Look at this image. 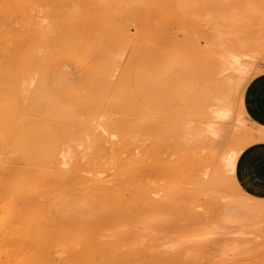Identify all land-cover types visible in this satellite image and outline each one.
I'll return each instance as SVG.
<instances>
[{
  "label": "bare ground",
  "instance_id": "obj_1",
  "mask_svg": "<svg viewBox=\"0 0 264 264\" xmlns=\"http://www.w3.org/2000/svg\"><path fill=\"white\" fill-rule=\"evenodd\" d=\"M220 2V0H0V70L3 73L0 96L11 99L2 104L0 108V128L4 132L9 130L13 132L11 135L17 151L16 157L34 162L40 167V170L31 172L32 175L25 180H14L10 178L11 176L0 178V198H5L4 204L0 205V249L3 248L8 252L5 257L0 258V264H104L107 261L111 264H255V262L264 264L262 259L264 255L261 258L258 254H254L259 257L255 259L252 257L251 260L248 257V251L251 252L253 249L259 248L258 244L256 248L253 246L252 249V245L246 246L244 241L243 244L240 242L245 238H243L244 235L238 234L239 231L237 235L242 236L238 237L239 239H236V234H229L233 229L231 226L235 227V223L242 219L245 224L240 222L238 225L244 229V232L248 230L245 229L247 222L257 223L258 218L255 216L264 214V198L253 197V200L248 201L244 198L246 195L243 197V194H238L239 196L236 194L238 197L229 201L225 206V211H222L220 209L221 202L216 199L221 197L220 200L223 201L224 198L218 188L228 185L224 178L226 170L222 168L217 156L214 153H208L204 155L205 160H201V155L197 150L190 148L185 150L175 144L181 140L180 138L185 139L184 133L180 129L179 117L184 112L206 115L202 102L207 100L210 92L217 90L219 82L216 78L217 62L214 57L211 56L200 64L187 59L186 65H184V55V59L183 57L179 58L182 55H179L178 58H171L174 51L184 49L185 45V50H189L190 47L187 44L182 47L183 43H173L172 50L170 48L172 52L168 50V29L171 23L188 29L185 28L188 25L192 26L193 24L199 27L203 24V20L211 19L209 21L211 23L212 19L216 22V18L221 24H224L223 26L232 27L233 25L232 29L241 24L240 20L230 18L233 16L231 13L227 12L229 17L222 10L217 9ZM24 3H27L28 7H25ZM244 3L247 10L245 9L246 12L243 13L248 15L247 19L255 17L256 20L264 23V0H246ZM46 4L51 5H47L49 8L46 7L48 8L46 13L44 11L46 8H41L47 17L46 21H42L41 24L42 16L37 17L35 12L38 10L35 11V9ZM13 12L20 13L23 18L28 20L17 31H14L11 25ZM123 14H130L135 18L139 35L130 57L128 60L126 59L127 63L129 60L131 62L129 61L125 72L122 71L121 77H118L119 80L112 82L111 76L107 78L108 73L114 75L109 71L118 67V62L117 66L115 64L114 66L115 62L111 61L101 45L91 44L83 31L91 27L110 26L109 24L113 28L112 24L119 22ZM255 18L253 19L255 20ZM44 19L43 17L42 20ZM57 20H63L66 25L65 28L61 27V34L59 33L58 37L51 34V31L59 28L56 25ZM48 21L49 23H47ZM112 21L114 22L111 23ZM43 22L47 27L44 25V29H41L40 25L42 26ZM223 26L220 27V30L216 29L220 35L224 34L223 30L226 29ZM116 27L120 28L126 41L128 35L126 24L119 23L116 24ZM214 27L216 28V26ZM214 27L210 25L204 29L201 26L198 30L196 29V32H200L202 29V35L210 36V40H214L211 39L216 32ZM229 29V31L225 30L228 31V34L233 31L231 28ZM220 35H217L216 38H220ZM190 36L192 38V34ZM222 36L224 40L227 38ZM235 38L233 43L237 47L245 45L248 41V39L239 37L238 34ZM182 42L185 43L184 40ZM55 43L58 47L86 46L96 52L102 59V62L98 64V71L101 72L102 78L89 84L92 97L88 102L95 100L97 95H100V100L102 98L104 100L105 97H101V95L106 93L100 94V92H105L107 89L105 86L107 87L106 84H109L107 81L110 80L109 86H112L110 90L107 89L111 93L108 105L112 110L121 111V115L110 118L107 123L122 131L126 129L139 130L153 138L152 143L147 147L144 146L143 151L141 150L142 155L138 156V159L132 156L131 161L127 162V159L119 158L117 161L120 167L119 173H124L125 177L117 182L113 183L110 178L103 180L80 178L77 175L82 163L79 159H76L79 160L78 162L74 160L75 163H72V167L69 169H63L60 166V163L68 162L69 159L67 155L69 149L62 148L60 144L66 138H69L67 140L73 139L68 133L73 128L70 126L69 130L66 125L74 124V122L80 123L82 118L79 116H82L80 113L83 111L79 113L80 115L76 114L79 111L78 108L82 107L79 105V98H68L65 101L55 98L47 88V77L42 78L38 89L32 93L30 102L28 104L23 102L25 95L22 91L29 89L28 85L31 84H26L28 80L32 79L33 81V78L27 79V77L34 65L38 50L41 46H46L47 53L48 47ZM214 43L212 44L214 45ZM167 51L168 54L171 53L170 60L166 58ZM239 55L234 53L235 60L233 59L232 63L234 66L236 65L235 68L242 71L246 67ZM111 62H113V67L109 68ZM124 62H126L125 59ZM178 62L183 63L181 64L183 67L180 66L176 77L172 78V94L175 98H182L186 95L189 105L169 111L168 108L172 102L168 100L169 79L167 74L171 70L169 67L174 68L179 64ZM168 63L173 65L169 66ZM202 71L209 73L210 84L204 85L202 92H192L190 88H196L193 83L199 84V81H195L194 77ZM227 77L231 79L230 75L225 76V78ZM24 78L27 79L26 83ZM196 79L198 80V76ZM85 115L87 116V114ZM145 117L148 120L142 119ZM104 129L106 130V128ZM173 138H177L178 141L174 142ZM124 141L130 143V139L127 138ZM185 141L187 140L185 139ZM184 145L188 146L189 144ZM60 147L62 150L65 149L66 156L65 153L62 157L60 156L62 151ZM217 147L218 145L212 144L210 149L213 150ZM174 152L179 153L177 158L171 157ZM207 155L208 157H206ZM150 156L154 157L153 163H149L148 157ZM223 158V160L226 159ZM135 161L141 164L145 163L148 167L153 166L152 168H156L159 175L175 172V181L181 185L180 189H183L181 182L188 181L189 178L191 182L193 179L198 189L205 191L207 187H210V191H215V193L209 195L210 197H207L204 204L207 209L221 206L219 209L222 212H219L220 216L217 217L218 220L220 219L218 224L223 226L225 221L231 219L232 216L235 218L238 216L237 221L230 223L231 226L226 222L228 229H231L228 230L226 227L227 231L223 233L217 231L219 235H214L216 239L210 241L212 236L207 240L209 241L207 243H203L201 238L192 234L188 238H179L177 243L172 245L166 242H143L144 239L148 240V235H154V238H157L164 230L163 228L155 230L154 227L149 226L146 222L147 217L151 214L168 212L173 206L172 202L178 198H182V201H192L196 194L183 189L182 192L166 190L161 197L154 196L153 193L159 188H156L155 184L152 185L151 180L138 178V171L133 168ZM188 161L192 166L189 175L185 172V165ZM208 166L211 168L209 176L205 178L200 173L204 172ZM148 170L150 169L148 168ZM140 171L142 172L141 169ZM78 182L84 183L80 189L76 188ZM67 185L69 188H66ZM224 196L227 197L226 194ZM180 207L178 209H181ZM181 210V213L185 212L183 209ZM9 213H13L14 216L9 217ZM183 214L185 215L182 217L183 222L201 224L200 226L210 222L214 223L217 220L214 218V214V217H211L205 211H186ZM227 218L228 220H226ZM221 220L223 223H220ZM116 224H120V226L126 224V226L123 225V228L115 229ZM241 225H245V228ZM243 229H241L242 232ZM195 232L197 233V231L193 233ZM225 232H228V236L231 237L224 235L226 238H222L220 235L223 236ZM197 236H199V231ZM233 236H236L234 239L241 244H236ZM227 237L233 241L234 245L228 241ZM252 239L250 238V240ZM261 242L258 241V243ZM251 244L255 245L256 243L252 242ZM190 253L198 255L192 257L193 255ZM185 254H189L190 257L184 256Z\"/></svg>",
  "mask_w": 264,
  "mask_h": 264
},
{
  "label": "rangeland",
  "instance_id": "obj_2",
  "mask_svg": "<svg viewBox=\"0 0 264 264\" xmlns=\"http://www.w3.org/2000/svg\"><path fill=\"white\" fill-rule=\"evenodd\" d=\"M220 1L222 3L220 2L218 4L217 9L219 8V10H222L227 16H229L227 12L231 13V15L233 16L232 17L229 16L230 18H234V19L236 18L240 20V22L242 23L232 29V27H234L233 25L232 27H229L228 25L227 28L226 26H223L224 24H221V22L218 21V18H216L217 20L214 19L216 20V22L213 21L212 19L211 23L209 22L211 19L210 20L205 19L203 20V24L201 25L202 28L207 29L211 25L213 27L216 26V28L214 27L215 30L216 29L218 30V28L220 30V27L223 26L226 27L227 30L231 28L233 31H237V32L234 33L232 31L233 33L232 34L230 33L231 30L229 29L230 32L228 34L229 30L225 31L226 29H224L223 30L224 34L222 33V35L227 37L224 40L223 36L218 34L219 31L216 30V32L214 33V37L211 38L214 40H210V36L202 35V31H201L202 29H200L201 33L199 31L196 32V29L198 30V28H201V26L198 27V25L194 26L192 24V26L188 25V27L187 26L185 27L188 29H184V28H180L175 23H171V26L173 25L174 26L172 27V29L171 26L168 29L169 31L167 33L168 50H170V48L172 50L173 43H181V44L183 43L182 47L184 44H187V46H189L190 49L189 50L187 49L188 51L185 50L186 48L185 45L184 49L181 48L182 51L177 50L174 51L172 54L170 52L168 54L167 51L168 57L166 56V58L171 57L169 56L170 54L172 55L171 58H178L179 55L180 56L182 55L181 57H179L182 58L184 55L185 57L184 65H186L185 62L187 61V59H191L200 64L205 59L210 58L212 56L215 58L217 62L216 78L218 79L219 85L217 87V90L215 89V91L210 92L208 94L207 100L202 102V105L205 108L206 115L203 116L199 114L184 112L182 116L179 117V121H180V129L183 131L185 136L184 138L187 141H185V139L182 140V138H180L182 140V141L180 140L181 142L178 141L177 138L176 139L173 138V139L174 142L178 141V143H175L176 145L178 144V147H181L185 150L189 148L197 150L201 155L200 156L201 160H205L204 155L208 153L209 154L214 153L215 156H217L218 161H220L222 164V168L226 170L224 178L227 181L226 184L228 186H219L218 188V191L223 193L222 198H224L223 201L224 200L225 201L223 202L222 200H220L221 197H217L216 200H219V202L222 203V204L220 203L222 207L220 206L221 207L220 208L218 206L217 208L207 209L204 204L205 200H207L210 197L209 195L214 194L215 191H210V187L209 188L207 187L205 191L200 188L198 189L193 179L191 182L189 181L190 178L189 180L187 178L188 181L185 180L184 182H181V184L183 185V189L190 190V192H194L196 194L195 197L192 199V201H188V202L182 201V198H178L177 200H174L172 202L173 206L171 210H169L168 212L163 214H151V216L147 217L146 222H148L149 226L154 227L155 230L158 228H163L164 230L169 229V231L163 230V233L159 234L157 238H154L155 237L154 235H148L147 237L149 241L147 239H144L142 240L143 242L145 241L151 243L166 242L172 245L177 243L179 238L181 237L188 238L192 234V235H196V237L199 239L201 238L203 243H207L209 242L207 240H209L210 237L212 236L213 238L210 239V241L216 239L214 235L216 236V234H218L217 231L219 233H223L224 231H227L225 228L228 226V224L230 223L232 224L237 221L238 216H236V218L232 216L233 218L230 217L231 219L229 220L228 218L226 219L228 221H225L223 226L221 224L220 225L218 224L220 219L218 220L217 217L218 215L220 216V213L223 210L225 211L226 208L225 206L229 201L231 202L232 199H235V197L237 198L239 196L238 194L241 195L243 194V197L246 195L244 198L248 201L253 200V197L264 198V162L262 163L258 162L257 167H255L252 170L248 178L243 179L241 181H239L238 179L239 166L243 158L246 157L248 154H250V152L252 151H258V152L264 151V23L256 20L255 17H252V19L251 17L247 19L248 15L243 13L246 12L247 10L244 3L246 0H220ZM47 5L50 6L51 4L50 5L46 4L45 6L43 5L42 7L39 6V8L35 9V11L38 10L37 12H35L37 17L42 16L41 17L42 19L43 17L45 18L44 20H42L39 17L41 19V24L42 21H46L47 19V17H45V14L42 12L43 11L42 9L48 7ZM24 6L28 7V4L24 3ZM48 8L44 10L45 13L46 10L48 11ZM253 18H255V20ZM27 22L28 20H26V18H23V16H21L20 13L13 12L11 14V25L14 28V31L20 29ZM113 22L114 21H112L111 23ZM123 22L127 26L128 35L126 41L123 38V33L120 31V28L116 27V24ZM43 23L44 24L42 26L40 25L41 29H44L43 26L45 25V22ZM47 23H49V21ZM116 24L115 23L112 24L113 28H111V24H109L110 26L91 27L83 31V34L85 35V37H87L88 41L91 44L92 43L100 44L102 49L106 51V53L109 55L108 57L111 59V61L115 62V63L111 62L109 68H112L114 64L117 66V62H118V67H114L113 69H111L112 71H109L111 72V74L114 73V75H109L108 73L107 78H110L111 76V80L113 79L112 82H114L115 80L116 81L119 80L123 70L125 72L126 66L129 64L130 61L129 60L127 63L128 57H130L131 51L135 47L139 35L135 18L130 14L121 15L119 22H116ZM56 25L59 26V28L58 29L56 28L55 31H51V34L52 36L58 37L61 34L60 32L61 27L65 28L66 25L63 20H57ZM44 27L47 26L45 25ZM193 27L195 28L194 30L192 29ZM189 29L192 30L190 31ZM186 30H188V32L190 31L191 33L190 32L187 33ZM216 33L217 35H220V38L219 37L216 38L217 36ZM236 33L238 34L239 37H243V39L246 40L248 39L245 45L240 47L234 46L235 44L233 43V41L235 42L236 40L235 38L237 37ZM189 34L190 35L192 34V38H190L191 36ZM183 40L185 41V43L182 42ZM230 42L233 44H231ZM212 43H214V45ZM72 46H77V45H72ZM45 47L41 46L40 49L38 50L37 55L34 59V65L30 70L29 76L27 77V79L33 78V81L32 79H30L28 81H30L31 83L28 81L26 83L27 79L26 80L25 78L23 79L27 85L31 84L28 85L30 90L28 89L27 86L28 90L25 89L27 91H22L25 95L24 97L25 99H23V102L25 104H28L30 102L29 99L32 93L38 89L42 78H47V77H48V82H47L48 86L47 85L46 86L48 90L54 95L55 98L62 101L63 100L65 101V99L68 100V98L70 99L79 98L80 101L79 105H82V107L78 108L79 111H77L76 114L77 113L79 114L80 112L83 111L82 113H80L82 116H79L82 118L80 120V123L74 122V124L69 123L68 125H66L68 127L67 129L69 130H70L69 127L72 126L71 128L73 129H71V131L68 133L71 134V138L73 139L67 140L69 138H66L64 140L65 142L63 141L60 144L62 148H67V150L69 149V152L67 153L65 152V149L62 150V148L60 147L62 150L60 156L62 157L63 153H65L66 156L67 153L69 158L68 159L66 157L68 159V162L65 163L62 162L60 163V166L63 169H69L72 167V163H75L73 162L74 160L76 162L80 160L82 162L81 168L79 169V173L77 174L78 176H80V178H88L93 180H103L110 178L111 181H113V183L114 181L117 182L118 180L125 177L124 173L122 174L119 173L120 167L117 162L119 158L123 157L124 160L127 159L126 160L127 162L131 161L132 156L138 159L142 155L141 150L143 151L144 146L147 147L148 144L150 145L152 143L153 138H150L152 136L150 135L148 136L145 133H141L142 131L135 129H126L122 131L120 129L113 128L107 123L110 118L112 119L113 117H119L121 115V111L116 109L112 110L111 107L109 108L108 100L110 98L111 93L107 89L109 88L110 90L111 89L110 87L112 86V85L109 86V84H111L109 82L110 81L109 79H107L109 80L107 81L109 84H106L109 87L105 86V88H107V89L104 88L105 92H100V94L106 93L105 94L106 96L101 95V97H105L104 100H102L103 98L100 100L99 99L100 95H97L95 96V100H93L92 102H88L89 99L92 97V92L89 87V84L93 81H98L102 78L101 72L98 71L99 69L98 64L102 62V59L96 52L90 49V51L93 52L94 55L96 56V59L91 66L92 70H90V72L87 73V76L83 77L81 80H70L67 74H65L60 69L58 61L55 58H53V53H55V50L60 48V46L58 47L56 43L50 45L48 47L47 53L45 51L47 47L46 48ZM78 53L80 52L79 51L74 52L72 54V57L77 59L79 56ZM234 53L240 54L239 56L242 57L240 60H242L245 63L244 66L246 68L244 70L241 71L240 69L235 68L236 65L234 66V63H232L235 60L233 58ZM53 59H55V61ZM124 59L126 62H124ZM131 60L133 59L131 58ZM181 64L183 63H179L177 66L175 65L174 68L169 67L171 70H169L167 74V78L169 79L168 100L172 102V105H170L169 106L170 108H168L169 111L173 109H177L180 106L187 107L189 105V99L186 95L182 98H175L174 95L172 94V89H173L172 78L176 77V72L178 71V69L183 67V65L181 66ZM168 65L172 66L173 64L170 65L168 63ZM116 68L118 69L116 70ZM228 75H230L231 79L228 77H227L228 79L225 78V76ZM0 76H1L0 77V84H1L3 83L1 80V78L3 77V73L1 70H0ZM197 76H198V80L196 79ZM194 79L195 81H199V84L193 83L194 84L193 86H196V88L195 87L190 88L192 92H198V91L202 92V87L204 85L210 84L209 73L206 71H202L199 75L196 74ZM25 83L22 84L24 85ZM55 85L56 88L57 87L61 88V90H58L61 92L58 93L56 92L57 90L55 89ZM10 100L11 99L9 97L0 96V108L2 104L7 103ZM85 114H87L89 118ZM142 119H145L144 121H146L147 118L145 117ZM148 119H150V117H148ZM103 127L106 128V130ZM11 133H13L11 132V130H9L8 132H4L0 128V178L3 176H8V177L11 176L10 178L14 180H25L32 175L31 172H37L38 170H40V167L34 162H28L26 160H23L22 158L16 157L17 151L12 141ZM125 138L130 139V143H125L124 141ZM66 141L69 142L67 143ZM66 144H68L67 147H65ZM184 144H189V145L187 146ZM212 144L213 145L216 144L218 145V147L212 150L210 149V146ZM197 148H199L200 150ZM178 156H179L178 152H174L171 154L172 158H177ZM206 157H208V155ZM223 157H225L226 159L223 160L224 159ZM153 158L154 157L152 156L148 157L149 163H153ZM76 159L79 160L77 161ZM260 161H264V153H262V156L260 155ZM134 165L133 168H135L138 171L137 175L140 180H145V179L151 180L150 181L152 182L151 184L152 185L155 184L154 186L156 188H159V190L156 189V191L153 193V195L155 194L154 196L161 197L166 190L167 191L179 190V192L183 191V189H180L181 185L175 181V176H174L175 172H169L168 174L159 175V173H157L156 168H152L153 166L151 165H150L151 167H148V165H146L145 163L141 164L136 161ZM147 167L150 170H148ZM191 167H192L191 163L188 161L187 165H185L186 174L188 175L191 174L190 172ZM210 168L211 166H208V168L204 170V172L200 173L201 176L205 178L208 177ZM140 169L142 170V172L141 171L139 172ZM187 171L189 172L187 173ZM83 186H84L83 182H78L76 184L77 189H80ZM66 188H69V186L67 185ZM224 194H226L227 197H225ZM227 194H229L230 196ZM236 194L238 196H236ZM4 202H5V198L4 197L0 198V205H3ZM179 207L183 209L185 212L205 211V213H207L209 216L211 217L215 216L214 218L217 220L214 219L215 220L214 223L210 222L209 224H204L203 226H200L201 224L195 225V224H189L188 222L185 223L183 222L182 219V217L185 216L183 214L185 212L181 213L182 210L178 209ZM8 216L13 217L14 214L9 213ZM255 217L259 219V221H257L258 219L256 220L255 218L257 223H255L254 221L249 223L247 222L246 223L247 228H245V225L244 226L241 225L245 229H248L247 230L248 232L246 230L244 232V229L241 228L240 225H238L240 224V222H243L242 224H245V222L242 221L244 219L240 220L238 223H235V227L233 225L231 226L230 224V226L233 228L231 229L229 226L231 230L228 229L227 227V229L230 230L229 232L230 235L231 233H233V235L234 234L237 235L238 231H239L238 233L239 235L242 236L244 235L243 238L245 239H241L242 241L240 240V242L242 243L244 241L245 242L244 244L246 246L252 245L251 247L253 249V246L254 248H256L259 245V248L257 247L256 250L253 249L251 251L252 253L248 251L249 256L246 253V256H248L250 260L253 258L254 259L258 258L259 256L262 258V256L264 255L263 254L264 250L261 251V249H264L263 248L264 247L263 246L264 245V214L260 216L257 215ZM145 219L146 218H144L143 220ZM226 222L228 224H226ZM220 223H223V221L221 220ZM123 225L126 226V224ZM123 225L120 226V224L119 225L116 224L114 228L115 229L117 227L123 228L124 227ZM238 227L243 229V232ZM221 228L222 230L223 229L224 230L222 231ZM194 231H197V233L199 231V236H197L196 232L193 233ZM225 233L223 234V236L222 235L220 236L222 238H226V236H228V232ZM242 236L237 235V237L233 236L232 238L235 241L236 239H239ZM234 237H236V239H234ZM250 238L253 239L250 240ZM255 239L258 240L253 241ZM247 240L249 242L251 241L250 244H248L249 242ZM228 241H230V238H228ZM236 241H235L236 244H241L238 240ZM258 241L260 242L263 241V242L258 243ZM252 242L256 244L255 245L251 244ZM230 243L234 245L233 241H230ZM258 250L259 252L256 253V251ZM218 252L222 253L223 251H218ZM7 253H8L7 250L3 248L0 249V258L5 257ZM190 254L193 255V256L191 255L192 257L196 255L195 253H190ZM254 254H258L259 256ZM184 256L190 257L189 254L187 255L185 254ZM262 259L264 260V256ZM261 263L263 264V262ZM104 264H111V262L107 261Z\"/></svg>",
  "mask_w": 264,
  "mask_h": 264
},
{
  "label": "crops",
  "instance_id": "obj_3",
  "mask_svg": "<svg viewBox=\"0 0 264 264\" xmlns=\"http://www.w3.org/2000/svg\"><path fill=\"white\" fill-rule=\"evenodd\" d=\"M76 51L80 53L78 58H73L72 54ZM53 58L58 61L60 69L67 74L70 80H81L83 77L87 76V73L92 70V64L94 63L96 56L93 52L90 51L89 47L84 46H61L55 50L53 53ZM55 59H53L55 61ZM94 68V67H93ZM56 92H61L60 87L56 88ZM262 152L252 151L240 163L238 179L239 181L248 178L252 170L257 167L258 162L260 161V155Z\"/></svg>",
  "mask_w": 264,
  "mask_h": 264
}]
</instances>
